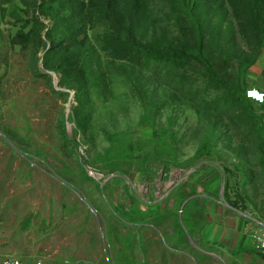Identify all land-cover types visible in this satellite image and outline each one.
I'll return each instance as SVG.
<instances>
[{
    "label": "rangeland",
    "instance_id": "374dc122",
    "mask_svg": "<svg viewBox=\"0 0 264 264\" xmlns=\"http://www.w3.org/2000/svg\"><path fill=\"white\" fill-rule=\"evenodd\" d=\"M30 1L0 0V260L264 264L246 230L264 223L260 139L229 118L200 113L173 84L150 73L144 88L123 77L127 84L114 97L97 90L80 129L75 90L45 68L46 41L18 34L42 28ZM176 7L150 1L142 22L147 41L194 40L190 17ZM226 24L247 48L231 15ZM107 31L99 20L88 29L90 46L103 59L99 41ZM231 37L211 38L218 59ZM184 70L196 77L201 68ZM248 81L249 89L264 92V53ZM252 103L264 125V105ZM120 162L131 163L130 171L114 169ZM165 165L170 173L163 177Z\"/></svg>",
    "mask_w": 264,
    "mask_h": 264
},
{
    "label": "trees",
    "instance_id": "16d2710c",
    "mask_svg": "<svg viewBox=\"0 0 264 264\" xmlns=\"http://www.w3.org/2000/svg\"><path fill=\"white\" fill-rule=\"evenodd\" d=\"M150 1L31 0L42 28L18 34L37 33L38 43L46 41L45 68L60 74V83L75 90L73 111L80 129L86 128L97 90L114 97L115 88L126 85L128 79L130 85L142 88L143 79L153 74L173 84L200 113L229 118L246 136H257L264 152V125L252 103L255 100L247 96L248 70L264 53V0H171L178 12L190 17L195 36L192 42L162 37L161 43L147 41L143 32ZM41 15L51 24L39 20ZM230 15L238 34L247 39V48L237 45V34L226 24ZM95 20L108 28L99 41L106 59L90 46L88 29ZM227 34L231 42L223 41L218 59L210 40ZM195 65L201 68L199 75L189 76L184 69ZM131 168L129 162L114 166L121 173ZM169 170L168 165L163 167V177Z\"/></svg>",
    "mask_w": 264,
    "mask_h": 264
},
{
    "label": "built area",
    "instance_id": "2783aa9c",
    "mask_svg": "<svg viewBox=\"0 0 264 264\" xmlns=\"http://www.w3.org/2000/svg\"><path fill=\"white\" fill-rule=\"evenodd\" d=\"M247 96L252 98L257 102H264V92L256 89L250 88L247 90ZM90 174H95L91 167L88 168ZM182 171L178 172L176 175H180ZM170 173V171H169ZM255 227L247 226L246 230L251 235L253 243L256 245L258 249L264 252V223L260 221H256L254 224ZM0 264H44V261L41 257H36L33 259H22L18 257H6L0 260Z\"/></svg>",
    "mask_w": 264,
    "mask_h": 264
},
{
    "label": "crops",
    "instance_id": "0c3cea01",
    "mask_svg": "<svg viewBox=\"0 0 264 264\" xmlns=\"http://www.w3.org/2000/svg\"><path fill=\"white\" fill-rule=\"evenodd\" d=\"M33 259V258H32Z\"/></svg>",
    "mask_w": 264,
    "mask_h": 264
}]
</instances>
